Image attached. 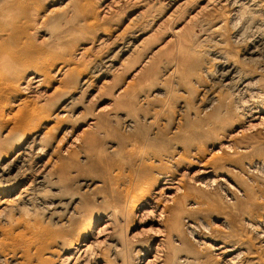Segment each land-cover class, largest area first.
I'll return each instance as SVG.
<instances>
[{
  "label": "rangeland",
  "instance_id": "rangeland-1",
  "mask_svg": "<svg viewBox=\"0 0 264 264\" xmlns=\"http://www.w3.org/2000/svg\"><path fill=\"white\" fill-rule=\"evenodd\" d=\"M160 1H168L167 6ZM171 1L0 0V50L18 49L24 40L36 52L34 56L20 52L12 66L0 63V77L14 80L8 92L25 85L36 66L46 67L53 77L9 97L0 116V161L10 152L19 133V129L13 128L14 113L24 100L43 106L52 114L63 101L64 92L72 90L74 102L67 107V115L60 116L58 121L50 116L38 123L40 130L51 136V140L48 138L50 152L55 140L64 138L62 142L66 141L64 148L60 145L56 161L49 165L57 190L44 188L47 196L52 197L48 200L68 201L74 194L77 200L87 198L92 204H98L99 196L108 190L103 181L107 177L117 179L118 173H122L125 190L147 177H150L147 182L159 181L163 173L180 180L177 182L181 192L178 190L177 194L172 190L152 195L148 206L135 209L127 222L117 226V232L127 228L124 232L128 252L118 259L111 258L112 261L174 264V252L169 247L174 245L178 255L191 258L187 264H229L223 251L236 244L239 264H264V237L256 234L264 223V125L254 117L255 120L240 116V112H231L230 117L224 114L225 120L229 117L230 121L219 127V121L215 124L208 119L210 115L217 118V109L205 111V97L224 95L227 91L220 88L216 60H212V53L205 51L214 44L217 35L208 28L218 22L221 13L227 15L231 7L216 4L215 9L203 10L212 0ZM238 13L237 18L232 16L222 27L221 40L227 42L225 47L239 64L255 68L254 76L264 75V54L252 60L247 53L250 37L262 33L260 28L264 25L252 27L250 14L245 16L242 10ZM142 26L138 40L124 53L117 52L121 39ZM233 29L245 32L241 34L243 37H237L239 40L232 37ZM111 56L114 59L106 62ZM79 71L89 78L86 86L77 78ZM121 89L126 92L119 93ZM236 94L237 100L252 95L249 99L259 98L257 94L249 96L242 89ZM260 96L264 98L263 93ZM125 116L133 118L135 125L125 126ZM254 124L259 127L254 128ZM209 125L213 127L211 131L207 130ZM70 129L73 131H68ZM48 132H52L51 135ZM65 133L71 136L68 138ZM248 136H254V142L243 148ZM142 143L157 154L154 166H142L130 154L131 147ZM216 177H223L224 182L215 180ZM210 178L214 180L212 185ZM215 182L220 183L217 186ZM157 185L162 186L159 182ZM111 201L115 207L123 204L117 197ZM33 205L13 201L4 218H0V247H6L9 242L6 235L20 230L26 221L51 228L60 226L65 215L49 219L45 206ZM81 208L78 209L80 215L84 213ZM190 223L198 228L187 227ZM102 225L103 222L98 224V230ZM107 231L105 228L95 234L99 244H91V252L99 253L106 246ZM55 248L45 253L47 264H58L60 258L68 256L72 250ZM139 248V252L136 251ZM0 264H26V261L17 256L5 258L0 252Z\"/></svg>",
  "mask_w": 264,
  "mask_h": 264
},
{
  "label": "bare ground",
  "instance_id": "bare-ground-1",
  "mask_svg": "<svg viewBox=\"0 0 264 264\" xmlns=\"http://www.w3.org/2000/svg\"><path fill=\"white\" fill-rule=\"evenodd\" d=\"M160 2L164 3V1H160ZM174 2L175 0L171 1V3H174ZM165 3L164 5H166ZM216 4H219V6L220 4L224 6L227 5V6H230L231 8L227 11L228 13L227 15L229 16L224 14V12L221 14L219 13L220 16H218L219 18V20H217L218 22L214 26L208 28L210 33H217V35L214 40V44L212 43L213 45H210V47L206 49L205 51L210 54L212 53V57H213L212 60L213 61L216 60L215 62L218 65L217 66L218 73L220 74V77L218 79V82L220 83L219 85H221L220 88L221 89L224 88L227 91L224 95L219 94L220 96L219 95L217 96L216 94H211L208 97H205L206 98V107H205L206 110L205 111L215 107V109H217V112L219 113L217 114L218 115L217 118H214L213 115H210L211 114L210 113L209 114L210 117H208V119L211 120V122L214 121V123L215 122L217 123L219 121L220 123L219 124L217 123L218 126L219 125L225 126V124L230 121L229 113L240 112L241 113V114L239 113L240 116L242 117L247 116V117H252V118L254 117L255 119H259L260 120L259 122L264 125V106H263L264 98L260 96L262 93L264 94L263 92L264 75L257 73L254 76L253 74L256 71L255 68L247 67L246 63L239 64V62L236 61V59H234V57L230 54V50L227 49V47H225V43L227 42L221 40L222 36L219 33L221 32L222 27L225 26V23H228L231 20L232 16L237 18L236 13H238V11H239L238 14H241L240 13L241 10L243 14L244 13L246 14L245 16L250 14V16L253 18L251 20V22L253 21V24H254L253 26L251 24L252 27L257 28L259 25H264V12H262L264 9V0H212V1H209V3L206 6L204 5L205 7L203 6V10L206 8L215 9ZM245 4H247V6L249 7H246ZM213 5H215V7ZM221 8L223 9L224 7L222 6ZM240 16L242 15H238V17ZM256 16H258V18ZM248 18L250 17L248 16ZM254 18H257V19L254 21ZM247 24L245 23V25ZM143 26L140 29L133 32L129 37H126L124 40L121 39L119 43L120 47L118 46L119 48L117 52L124 53L125 51H127L128 47H130V45H132V43L136 39L138 40V38L142 34ZM204 26H207V25L204 24ZM260 29H263L264 31V27ZM235 30L232 31V37L234 38L243 37L241 36V34L245 32H241L240 30L238 31H235ZM254 30H251L253 31L252 34H255L256 30L255 31ZM263 31L262 33H259V34L257 33L258 35H254V36L252 35V37H250L249 39V41L251 42V45L249 46L247 53H248L249 58L252 60L257 59V57L264 54V32ZM18 40H20V38L17 39L16 41ZM216 41H220V43H216ZM20 52H24L25 55L27 56H34L36 53L32 50L28 42L23 40L22 45L19 46L18 49L14 48L10 50H0V63H2L5 66H12L15 63L14 60H18ZM114 56H115V53H114ZM112 59H114V57L112 56L108 57L106 62H109ZM67 60L73 62L72 58H68ZM145 60L149 61V58ZM52 64H54V62H52ZM45 68L42 69L41 67L36 66V69L32 71L33 73H31V75H29V77L25 80V85H22L21 87L19 86L11 92H8V89L13 86L14 80H12L10 77H0V99L2 96H4L3 99H1L0 101V116H2L3 107H5L8 104V99L10 96L18 93L22 89L28 90L31 84L33 85V87L39 86L40 84L46 82L47 80H51L53 78L50 72L47 71ZM81 72L77 75V78L80 79V83L82 86H86L87 83H89V78H85L84 77L85 74ZM206 72L210 73V69H207ZM234 89L237 92H239L242 89V91H246V93H248L249 96H251V94H257L259 98L249 99L253 97L252 95L249 98H246V99L244 98V100H241V99L237 100L235 99L236 98L235 95H237L236 94L237 92L236 93L233 92ZM123 92H126V90L121 89L119 91V93H123ZM72 93H73L72 90L70 91L67 90L66 92H64V95L62 96L63 101L58 106H56L55 113L51 114L50 110L44 109L43 106H39L34 103L29 104L27 100H24L22 103V106L19 107L17 111L14 113L13 128L15 129L16 127L17 129H19V133L16 135L15 139L13 140L11 144L10 152L3 155L0 161V218H4L7 209H9V207L12 205L14 200L21 201L24 204L29 205V207L30 205L34 206L33 204L35 203L36 204L41 203V205L46 207V208L45 207L43 208L47 210L49 214L48 215L49 219L58 218V216H63V215L65 216H64L63 221L61 219L60 226L58 228H51L45 225L26 221L22 225L20 230L16 232L13 231L7 234L6 239H9L7 246L0 247V252L3 253V257L5 258L13 259L14 256H17L18 258H23L26 261V264H47L48 262L46 260L47 258L45 257V253H48L50 251H55L56 249L55 247H59L62 250H67L70 248H72V250L68 253L69 254L68 256L64 258H60V261L58 262V264H87V262L89 263L92 262L93 264H117L116 262L112 261L111 258L118 259V257L126 256L128 252L127 251V240L125 237L126 233L124 232L125 230L127 231V228H125L124 231L121 230L117 232V226L120 225V223L127 222V218H129L130 213L133 212L135 209H138V208L140 209V208H144L148 206L150 204V200L152 199L151 197H153L154 194L158 196L160 192L169 193L172 190H175V192H177L178 194V190L180 191L179 185H178L179 182H177L179 178L176 177L177 180L174 179L172 175H169L170 173L169 174L163 173L161 175V180L159 181L154 179L152 181L147 182L146 180L148 178L150 179V177H147L145 180H142L141 182H136L134 185L130 186V189H126V190L122 185L124 184V179H121L120 177L122 176V173H118L117 179H112V178L107 177L105 178L106 181H103L104 184L108 185V190L102 196H99L98 204H96V202H93L94 204H92L91 202H89V199L87 198L86 199L79 198L77 200L74 194L72 195L71 198H69L68 201L48 200L49 198H52V197L47 196V194L44 192V188L47 189L46 187H49L51 189H55V191L57 190V188L55 187V181H53V178L50 177L51 174H49L51 173V171H49L50 169L49 165L55 159V157L57 156L56 154H58L59 150L61 149V146L66 141L62 142L61 139H64V138H61V137H60L61 138L60 140L59 139L55 140L54 141L55 146L50 148L51 149V152H50L48 149V145H49L48 138H50L51 136L48 137L47 134H45V132H42V130H40L39 128L38 123L40 120L45 119V118L48 119V117L50 116L52 117V119H57L58 121L60 116L67 115V113H69L67 110V107H69V105L72 102H74L73 101L74 94ZM219 93H220V90H219ZM59 98L60 96L58 97V99ZM249 101H252V102L250 103ZM260 104L262 106H260ZM227 113L229 117L227 120H225L224 116ZM239 114L237 116H239ZM60 120H61V117H60ZM123 120H124L125 126L129 128H131L132 125H135V122H136L133 118H130L128 116L127 117L125 116ZM58 123H60V121ZM209 126L210 127H208L207 130L211 131L213 127H211L212 125H209ZM256 126L257 124L253 125L254 128ZM258 127L259 126H257L256 128ZM221 129H223V127H221ZM53 131L56 132L55 129H53ZM68 131H71V129ZM48 133L51 135L52 132H48ZM70 136H71V133H70ZM248 137L249 138L246 141L247 145L242 146L243 148H248L254 142V139H255L254 136H248ZM62 148L64 147L62 146ZM129 151L132 156H134L138 161H140V164L142 166H146V165L154 166L156 159H158L157 154L151 153V151L145 146L144 143L140 144L139 146L135 145L134 147H131ZM46 156H48V158H47V161L44 162V158ZM225 157H228V156H225ZM214 175H215V172H214ZM214 179L217 181H221V182L224 180L223 177H216ZM197 180L200 181V179H197ZM208 180L210 181L209 182L210 185L214 184V183L211 184V182H213L214 180L211 181V178ZM158 182L161 183L162 185L161 187L157 185ZM195 183H197L196 180H195ZM215 184L217 185L216 182ZM195 187H196V184H195ZM196 189L198 188L196 187ZM165 193H163V195H165ZM170 196H173V195H170ZM115 197H117V200H119V203H123L120 208L113 206V202L111 201V199ZM161 198L163 199V197ZM157 199H159V197ZM157 199L155 200L157 201ZM163 201H162V204H163ZM80 207H82L81 210L84 211L82 215L78 214V209ZM61 212L62 214H60ZM102 222H103V225L98 230L97 226L98 224ZM193 224L190 223L187 227H190L192 229V227L195 226ZM202 224L200 223L201 226ZM196 226L194 229L198 228V227L196 228ZM254 226L258 229L256 225ZM105 228H107L108 230L107 231L108 232L107 236H109L107 239L108 243L106 244V246H104L101 252L99 253L95 251L91 252L90 250L92 247L91 244H93L94 246L95 243H98V240L95 237L96 236L95 234L100 233V230L101 229L103 230ZM261 229L262 230L260 231L257 230L258 232H256V234L258 233L259 237H264V223H262ZM103 234L104 233H102V235ZM90 239H92V241H90ZM169 247H172L173 252H174V264H187L191 260L189 256L182 257L178 255V253L175 250L176 247L174 245H170ZM8 248H12L13 250L9 251L7 250ZM138 250H140V248L137 249L136 251ZM223 253L225 254L224 256H228V258L226 259L229 260L231 264H239L240 254H239L238 245L236 244L229 245V247H226L224 249ZM95 259L101 260V262L96 263ZM50 261H54V260L51 259Z\"/></svg>",
  "mask_w": 264,
  "mask_h": 264
}]
</instances>
